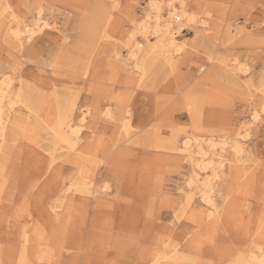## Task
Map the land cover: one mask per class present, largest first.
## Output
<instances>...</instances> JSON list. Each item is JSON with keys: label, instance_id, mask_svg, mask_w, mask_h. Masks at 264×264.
<instances>
[{"label": "rangeland", "instance_id": "1", "mask_svg": "<svg viewBox=\"0 0 264 264\" xmlns=\"http://www.w3.org/2000/svg\"><path fill=\"white\" fill-rule=\"evenodd\" d=\"M151 1L0 0V82L22 92L0 136L1 264H245L264 243V0H186L184 48L138 75L127 36ZM39 9L49 26L8 42ZM70 105L78 155L54 133ZM222 136L248 162H227L209 216L182 143Z\"/></svg>", "mask_w": 264, "mask_h": 264}, {"label": "bare ground", "instance_id": "2", "mask_svg": "<svg viewBox=\"0 0 264 264\" xmlns=\"http://www.w3.org/2000/svg\"><path fill=\"white\" fill-rule=\"evenodd\" d=\"M178 3L179 6L177 5ZM164 5L168 6V16H165L163 13ZM41 14V9H39L33 22L25 24L23 29L20 25L13 28L10 24L7 29L10 30V32L6 35L8 42L10 41V43L17 46V48L22 47L25 40L30 41L34 36H36V34L38 35L43 32L45 28L49 26V22L42 18ZM174 16L179 17L180 21L181 17H183L186 20L197 22L196 15L188 11L186 0L151 1L150 8L144 19L141 20L138 26L136 25L137 28L134 27L133 31H130L127 36V44L128 46L130 45L127 60H129L130 63H133V65H130L133 72L136 70L138 71L135 72L136 74L138 73V75H144L149 70L150 60H152L155 56L160 57L159 59L163 57L164 59L169 60L173 58L175 52L184 48V46L176 39L178 33L185 30L184 24L180 21L176 22L174 20ZM138 31L142 32V34L147 38L146 44L136 40V34ZM25 33H27V36H25ZM148 34L153 35V37L156 38V41L153 42L150 39L148 40ZM120 55L121 54L118 51L114 52V56L116 58L120 57L121 59ZM122 62H124V60ZM126 63L128 64V62ZM248 68L249 67L245 66L243 68L240 67L239 69L247 71ZM11 83L12 81L8 78H3L0 82V136L2 137L6 135L10 125L16 122L17 113L14 111L22 93L20 90L19 92L14 91ZM74 111L75 109L70 105L66 112L64 111L65 113L59 115V120L54 128V133L58 140L62 142V147L67 149L66 151H71L73 155H78L77 152H81L79 144L82 129L85 127L84 122L86 115L84 112L82 115L76 114ZM109 114V111H106L105 115L109 116ZM255 118H258V113L253 115V119ZM238 135H241V133ZM200 137H187L182 143L184 145L183 149L186 151V154L188 155L194 168V173L192 172L193 176H191V178L189 177L190 180L188 185L192 189L199 190L201 201L203 202L204 207L207 208L208 215L212 216L218 214L219 212V205L217 204L215 196L216 183L224 177L227 162H233L232 167L234 168L245 167L248 162V158L246 157L248 151L242 141L239 139L232 140L229 136H222L219 139L210 137L207 138L206 141ZM158 143L160 142L158 141ZM163 145L166 146L165 143ZM173 149H175V147ZM227 152L229 155H227ZM199 170L210 171V174L202 177ZM69 188L71 187L69 186ZM105 189L106 187H102V190ZM190 198H192V195H190ZM57 208L59 207L57 206ZM59 215L60 214L57 213L56 218H59ZM252 246L253 245H251V247ZM258 249L261 250L260 254L257 252ZM242 262L245 264H264V243H257L254 248L247 247L246 253L242 258Z\"/></svg>", "mask_w": 264, "mask_h": 264}, {"label": "built area", "instance_id": "3", "mask_svg": "<svg viewBox=\"0 0 264 264\" xmlns=\"http://www.w3.org/2000/svg\"><path fill=\"white\" fill-rule=\"evenodd\" d=\"M179 19H180L179 17L174 16V20H175L176 22H177V21H180Z\"/></svg>", "mask_w": 264, "mask_h": 264}]
</instances>
